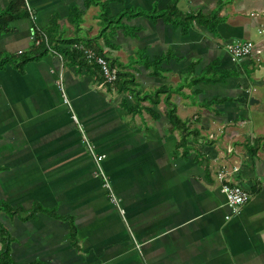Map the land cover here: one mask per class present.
Returning a JSON list of instances; mask_svg holds the SVG:
<instances>
[{"label": "crops", "instance_id": "0c3cea01", "mask_svg": "<svg viewBox=\"0 0 264 264\" xmlns=\"http://www.w3.org/2000/svg\"><path fill=\"white\" fill-rule=\"evenodd\" d=\"M13 1L0 0V12ZM27 1L41 30L57 21L54 44L77 40L117 61L124 66L118 71L134 76L140 97L172 90L177 115L201 137L188 138L189 150L180 147L166 95L159 105L141 101L129 112L136 98L116 81L107 83L95 61L82 65L50 53L23 72L12 63L0 68V225L11 238L12 263L264 264V116L251 118L252 83L244 77L264 53V41L252 40L256 30L262 33L264 0L114 1L110 17L134 12L103 35L107 0ZM172 3L185 15L219 10L224 22L215 32L196 22L187 30L148 16ZM139 11L145 15L133 16ZM33 25L30 18L11 23L0 55L31 51ZM232 40L255 42L259 54L233 61L226 50ZM60 74L70 106L56 84ZM256 85L264 88V81ZM73 115L107 156L104 167L124 215L96 176ZM257 137L263 139L252 151ZM228 147L243 156L232 179L251 195L238 214L217 179L239 163ZM2 248L0 233V259Z\"/></svg>", "mask_w": 264, "mask_h": 264}, {"label": "trees", "instance_id": "16d2710c", "mask_svg": "<svg viewBox=\"0 0 264 264\" xmlns=\"http://www.w3.org/2000/svg\"><path fill=\"white\" fill-rule=\"evenodd\" d=\"M118 2L123 3V0H107L106 4L104 5L105 13L101 15L102 19V31L101 34L103 35L106 31L109 30V28H115L118 29V26L122 24V21L127 18L130 14H132L134 11L132 10H125L122 13H120L116 17H110L109 12V3L110 2ZM157 10L152 11L148 16L151 18L157 19L159 17H162L163 21L168 20L172 22V24H177V26L183 27L184 29L189 30L192 27V24L196 22V24L206 26L209 31H218V25L220 23H223L224 21L218 17V12L216 11L212 15L205 16L202 13L197 15H185L184 13H181L177 9V4L172 3L169 8L166 11H163L160 15L157 14ZM145 15L143 12H135L133 16H140ZM30 18V14L28 12V9L26 7V3L24 0H14L7 9L0 12V37L7 33L8 31H11L10 24L16 21H19L21 19ZM77 22V21H76ZM75 22V23H76ZM57 26V21L54 20L52 23V27ZM33 27V26H32ZM51 29L48 30V32L42 30L44 34L47 36L49 45H46L44 42L40 45H36L33 43V46L31 48V51L27 53H22L21 55L15 57V56H3L0 55V68H3L8 63L15 64V66L19 69L20 72H23V69L25 65H27L31 61H38L48 54H53L52 51H55L57 54H59L61 57L71 59L72 62H79L82 65H87L88 59L86 55L79 49H72V46L74 44H81L77 43V40H64L61 41L59 44H54L52 41L53 35L51 32ZM35 30V29H34ZM36 31V30H35ZM55 33V32H54ZM38 35V34H37ZM89 46V45H88ZM98 51L97 49H95ZM100 57H103L106 59L107 65L111 69L117 70L116 67L124 69V66L119 65L117 61H113L109 63V59L104 56L100 52ZM156 64L160 62V60L155 61ZM213 67H209L206 72L204 73L205 77H208L213 71ZM201 81V79L195 78L193 80V83L198 84ZM116 84L120 87L121 92H127L134 96L136 98V104L134 108H132L129 112H135V109H140L141 101L148 100L153 106L159 105L161 102V98L163 95L165 96V103H166V114L168 118L170 119L174 130L178 131L181 137L180 141V147H182L184 150H189L190 146L188 145V138L192 137L193 140L197 141L201 136L199 134V131L197 130H191L188 128L187 122L183 121L178 115H177V108L176 105L171 101V91L168 88H161L154 92L153 94H149L143 97H140V94L137 92L136 89V81L134 79V76L130 73H125L124 71H118L117 70V80ZM263 138L257 137L254 141V143L249 146V148L252 151H258L260 147L261 140ZM8 209V207H6ZM40 210V209H39ZM0 233L2 236V251H1V264H13L10 258V244H11V238L8 232L0 225Z\"/></svg>", "mask_w": 264, "mask_h": 264}, {"label": "built area", "instance_id": "2783aa9c", "mask_svg": "<svg viewBox=\"0 0 264 264\" xmlns=\"http://www.w3.org/2000/svg\"><path fill=\"white\" fill-rule=\"evenodd\" d=\"M24 1L26 3L28 12L30 14V19L34 24L30 34V40L32 41V43H35L36 45H40L43 42L46 45H49L47 36L44 34V32L41 30V28L37 23L38 22L37 16L33 13L28 1L27 0ZM262 33H264V28L262 29ZM72 49L81 50L86 55L89 62L95 61L98 64H100L103 68V72L105 74L107 83H114L117 80V70L109 68L106 60L97 57L95 53L91 51L89 48L85 47L83 44H74L72 46ZM226 50L228 54L231 56L233 61H240L245 58H251L255 56L254 53L259 54L256 43L251 40H232L226 44ZM52 53L55 56L62 59V57L59 54H57L55 51H52ZM256 63L258 64L262 63V59L257 58ZM57 86L60 92L62 93L64 104L70 106V100L68 99L65 93L64 78L62 74H60L58 77ZM72 119L78 125L82 133L83 141L86 143L87 149L94 160L96 167L95 168L96 176L102 180L103 188L106 190V193L112 204L116 205L119 211L121 212V214L124 215L125 212L120 207L119 199L114 191L112 183L104 167V161L107 158V156L105 154L98 153L94 145L90 143L78 117L73 115ZM227 153L229 155H234L238 157L239 163L236 164L232 170L220 171L217 175V179L221 184V192L226 196L228 206L232 209V211L235 214H238L240 212V208L245 206L249 202L251 195L246 189L236 184L232 179V176H234V174L240 172L243 162V156L239 152H237V150L234 149L233 147H228Z\"/></svg>", "mask_w": 264, "mask_h": 264}, {"label": "rangeland", "instance_id": "374dc122", "mask_svg": "<svg viewBox=\"0 0 264 264\" xmlns=\"http://www.w3.org/2000/svg\"><path fill=\"white\" fill-rule=\"evenodd\" d=\"M262 13H264V11H262ZM262 18H264V15H262ZM263 24H264V20H263ZM263 28H264V26L262 27V29ZM252 40H254L256 42H260L261 40L264 41V33L258 34V32L256 30L254 32V36H253ZM254 54H256V53H254ZM259 58L262 59V63L258 64L255 61V64H254L255 66L247 67L245 69V72H244V77L252 83L250 93H249L251 95V98H255L259 101V104H256L255 106H251L250 104L248 106L250 109L251 118H253V116H255L256 113L258 115L264 116V88H261L258 90L257 87H255V86H257L256 85L257 81H262V80L264 81V53H261L259 55ZM57 80H58V78H57ZM56 84H57V81H56ZM64 87H65V85H64ZM254 90H256V91H254ZM61 95H62V93H61ZM248 128H251V124L249 125ZM81 138H82V135H81ZM82 140H83V138H82Z\"/></svg>", "mask_w": 264, "mask_h": 264}, {"label": "water", "instance_id": "95a60500", "mask_svg": "<svg viewBox=\"0 0 264 264\" xmlns=\"http://www.w3.org/2000/svg\"><path fill=\"white\" fill-rule=\"evenodd\" d=\"M256 103H258V101L255 100L254 98H252V99L250 100V105H254V104H256Z\"/></svg>", "mask_w": 264, "mask_h": 264}]
</instances>
